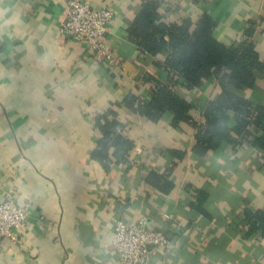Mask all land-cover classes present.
Wrapping results in <instances>:
<instances>
[{"label": "crops", "instance_id": "crops-1", "mask_svg": "<svg viewBox=\"0 0 264 264\" xmlns=\"http://www.w3.org/2000/svg\"><path fill=\"white\" fill-rule=\"evenodd\" d=\"M115 12L107 44L121 61L109 67L89 46L60 33L67 0H0V202L14 192L29 209L21 240L0 234V264H121L112 247L117 219L141 216L168 244L151 249L148 264H264V233L247 234L245 199L264 210V154L249 142L194 156L196 128L158 122L116 107L135 146L129 163L109 169L93 157L102 136L96 117L129 93L149 98L151 73L167 77L129 37L145 0H81ZM167 21L209 14L224 44L250 38L264 61V0H162ZM252 31L250 37L248 32ZM214 76L184 90L192 114L220 92ZM264 101V75L247 92ZM230 114H233L230 112ZM170 149L186 151L183 159ZM171 175L166 193L150 185L151 170ZM210 190L212 217L192 206L195 190Z\"/></svg>", "mask_w": 264, "mask_h": 264}, {"label": "trees", "instance_id": "trees-1", "mask_svg": "<svg viewBox=\"0 0 264 264\" xmlns=\"http://www.w3.org/2000/svg\"><path fill=\"white\" fill-rule=\"evenodd\" d=\"M162 4V0H145L129 26V37L143 53L154 58L158 68L166 70L167 77L162 79L149 73L145 78L152 85L149 98L129 93L96 117L102 136L93 157L106 169L113 164L129 163L135 143L127 136V124L120 119L116 107H127L155 122L170 113L175 127L183 122L191 123L197 130L192 147L194 156L205 158L227 144L238 147L245 142L264 154V101L246 95L264 75V61L255 42L250 38L230 45L219 41L213 35L218 22L209 14L198 20L187 17L169 22L160 11ZM251 34L250 30L248 36ZM212 76L217 78L221 89L202 107L204 121H199L192 114L193 102L183 91L199 87L205 78ZM186 153L169 150L179 160ZM176 165L173 162L164 172L151 170L146 181L166 193L171 192L174 181L170 177ZM195 197L191 202L194 210L212 217L207 208L210 190L197 188ZM245 200L243 215L250 225L247 234L259 228L264 233V210L250 206V198Z\"/></svg>", "mask_w": 264, "mask_h": 264}, {"label": "built area", "instance_id": "built-area-1", "mask_svg": "<svg viewBox=\"0 0 264 264\" xmlns=\"http://www.w3.org/2000/svg\"><path fill=\"white\" fill-rule=\"evenodd\" d=\"M114 16V10L108 6L95 7L89 2L67 0L60 33L87 44L95 60L117 67L121 61L106 42ZM28 217V206L20 204L14 192H8L0 202V234L15 241L21 240ZM168 241L162 231L149 227L145 216L132 223L122 218L115 221L112 247L121 264H148L151 249L164 247Z\"/></svg>", "mask_w": 264, "mask_h": 264}]
</instances>
